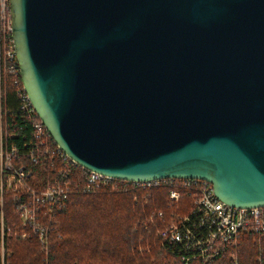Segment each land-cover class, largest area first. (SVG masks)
Instances as JSON below:
<instances>
[{
  "label": "water",
  "instance_id": "95a60500",
  "mask_svg": "<svg viewBox=\"0 0 264 264\" xmlns=\"http://www.w3.org/2000/svg\"><path fill=\"white\" fill-rule=\"evenodd\" d=\"M9 2L24 88L79 165L264 206V0Z\"/></svg>",
  "mask_w": 264,
  "mask_h": 264
},
{
  "label": "built area",
  "instance_id": "2783aa9c",
  "mask_svg": "<svg viewBox=\"0 0 264 264\" xmlns=\"http://www.w3.org/2000/svg\"><path fill=\"white\" fill-rule=\"evenodd\" d=\"M9 0H0V81L14 78L20 116L30 127L24 144L27 153L8 141V112L0 111V177L1 195L12 189L16 195L15 213L21 221L17 237L37 238L43 261L48 264L50 234L58 227V215L76 194H90L102 188L113 192H132L148 197L162 186L168 189V212L159 210L156 218L163 223L157 229L161 249L179 264H240V249L250 238L259 248L256 260L264 264V206L238 207L221 200L213 184L200 178H163L149 181L117 179L79 165L55 142L39 118L27 94L15 51ZM6 96V86L1 88ZM31 164L48 166L45 179H33L37 170ZM34 171V174H33ZM44 184V188L36 185ZM20 190V191H19ZM57 218V220H56ZM154 222V217L145 224ZM3 231L6 230L2 223Z\"/></svg>",
  "mask_w": 264,
  "mask_h": 264
},
{
  "label": "trees",
  "instance_id": "16d2710c",
  "mask_svg": "<svg viewBox=\"0 0 264 264\" xmlns=\"http://www.w3.org/2000/svg\"><path fill=\"white\" fill-rule=\"evenodd\" d=\"M12 79L6 76L3 82L0 81V109L2 106L6 108L8 132L15 135L8 141L9 145H16L27 153L24 144L30 136V127L20 116L17 87ZM5 86L6 96L1 91ZM30 166L33 170L44 169L40 165ZM41 184L34 185L44 188ZM167 194L168 189L162 186L146 198H142V194L113 192L105 187L95 193L73 195V201L63 212L58 227L50 234L48 264H157L154 261L159 257L158 252H164L157 237V229L163 223L155 215L159 210L168 212ZM151 216L154 222L146 225V219ZM4 217L7 224L4 243L9 251L5 255V264H46L37 238H13L12 231L17 233L21 229L18 227L16 231L13 226L14 223L19 224V220L13 213L9 197H6ZM155 236L156 245L153 241ZM251 245L244 246L243 254L241 247L240 264H253L259 248ZM142 246L139 253L138 248Z\"/></svg>",
  "mask_w": 264,
  "mask_h": 264
},
{
  "label": "rangeland",
  "instance_id": "374dc122",
  "mask_svg": "<svg viewBox=\"0 0 264 264\" xmlns=\"http://www.w3.org/2000/svg\"><path fill=\"white\" fill-rule=\"evenodd\" d=\"M42 167H44V169L42 170V171H38L37 170V173H36V175H35V177L33 178V179H31V181H32V183L35 181V180H41V179H45V178H47V176L50 174L49 173V170H50V168L48 167V166H42ZM0 186H1V177H0ZM14 189H15V185H12V189H7L6 191H5V193H4V195H1V191H0V208H1V214H0V236H1V244H0V264H1V262H2V264H5V255L7 254V252H9L7 249H6V246H5V243H4V238H5V231H3V229H2V223H3V221H4V223H5V227L7 226V224H6V222H5V217H4V211H5V207H6V197H9V200H10V203H11V205H12V207H13V213L17 216V218H18V220H19V222L21 221V219H20V216L17 214V213H15V208H16V204H15V202H14V200H13V198H14V196L16 195V192H14ZM20 191V190H19ZM73 197L74 196H72V198H71V203H72V201H73ZM145 200V199H144ZM145 201H147V200H145ZM70 203V204H71ZM69 204V205H70ZM67 209V208H66ZM65 209V210H66ZM64 210V211H65ZM63 211V212H64ZM63 212L62 213H60L59 215H58V220L59 221H61V216H62V214H63ZM57 218H56V220H57ZM57 220V221H58ZM59 224V223H58ZM15 228H16V231H17V229H18V227H17V224H15L14 223V225H13ZM136 229V228H135ZM13 232V238H16L17 237V233L16 232H14V231H12ZM18 238H20V237H18ZM21 239V238H20ZM27 240H31V238H29V239H27ZM153 241H155V245H156V243H157V238H156V236H155V238H154V240ZM39 243V242H38ZM252 243H251V240H250V238L248 239V241L245 243V245L247 246H251L252 247V245H251ZM242 246H243V249L241 250V254H243V251L245 250V248H244V239H242V244H241ZM39 247L38 248H40V244L38 245ZM143 250V246L142 247H139L138 248V252L139 253H141V251ZM40 253H41V250H40ZM158 255H159V257H158V259H156L154 262H156L157 264H179V263H177L176 261H175V259L173 258V256H171V255H169V254H167V253H165V252H162V251H159L158 252ZM253 264H259L258 262H257V260H256V257H255V260L253 261Z\"/></svg>",
  "mask_w": 264,
  "mask_h": 264
}]
</instances>
